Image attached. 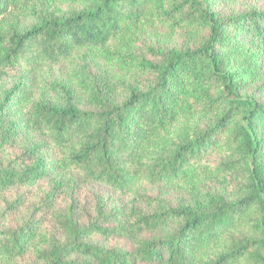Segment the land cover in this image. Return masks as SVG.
Returning a JSON list of instances; mask_svg holds the SVG:
<instances>
[{"label": "trees", "instance_id": "obj_1", "mask_svg": "<svg viewBox=\"0 0 264 264\" xmlns=\"http://www.w3.org/2000/svg\"><path fill=\"white\" fill-rule=\"evenodd\" d=\"M25 17L36 22L28 27ZM161 24L191 42L155 60L138 58L140 34ZM93 50L131 59L146 79L129 84L123 99L91 85L90 108L73 96L65 104L36 103L27 120L11 110L14 100L23 108L30 96L20 79L0 102V154L20 150L0 167V194L46 174L43 156L25 149L26 140L51 143L69 166L124 194H136L143 182H166L187 185L196 200L136 211L130 231L155 234L122 250L91 242L128 231L105 225L119 223L118 212L99 211L81 224L67 211L63 235L48 236L33 217L6 225L22 204L15 197L0 216V264H16L28 252L43 264H264V101L249 90L254 72L236 64L249 55L257 65L256 56H264V9L225 15L216 0H0V80L10 70L31 75L44 61ZM192 117L200 126L188 125Z\"/></svg>", "mask_w": 264, "mask_h": 264}, {"label": "rangeland", "instance_id": "obj_2", "mask_svg": "<svg viewBox=\"0 0 264 264\" xmlns=\"http://www.w3.org/2000/svg\"><path fill=\"white\" fill-rule=\"evenodd\" d=\"M216 2L217 8L225 15L251 8L264 9V0H216ZM67 6V3L64 4L65 8ZM35 22L34 18L25 17L26 26L29 27ZM190 42V36L179 30H173L169 25L161 24L158 27L146 29L140 34L135 53L140 59L155 60L159 55ZM247 46H250L249 43ZM248 57H243L236 64L244 65L248 72H254V79L249 90L260 101H264V56L258 58L256 56L257 65L251 64ZM146 77L145 73L136 70L131 59L124 63L115 55L93 50L76 54L72 59L59 64L44 61L31 75L10 70L0 80V102L4 99L5 92L22 79L29 87L30 96L23 108L18 107L14 100L11 110L15 118L27 120L35 111L33 108L36 103L65 104L68 96H73L72 101L77 106L90 108L88 88L91 85L98 84L105 87V90H114L116 96L123 99L125 88L129 84L143 81ZM30 78L32 81L28 80ZM187 122L190 126L201 124L200 119L196 117L187 118ZM33 133H35V137L32 134L33 138L43 141V134L36 131ZM22 144L25 149L37 148L38 154L43 156L46 174L32 186L22 185L0 194V216L6 201L13 200L15 197L21 198L22 201L18 212L8 215L5 220L6 225L9 226L33 217L37 220L41 233L61 237L63 231L60 223L67 211L73 212L74 217L81 224L93 221L98 217L99 211L102 214L118 212L119 223L109 220L105 225L108 227L126 225L128 231L124 234L114 231L106 237L104 235L94 236L91 242L107 248L132 250L137 246L139 238L155 234L148 230L142 233L130 231L136 211L151 212L162 207L192 206L196 200L194 194H197V191L191 192L187 185L166 182L156 185L143 182L138 184L136 194H124L114 190L108 184L90 180L79 168L69 166L65 160V153L51 143L35 147V144L25 140ZM19 152V149L15 151L11 148L0 154V167L7 164L8 160L13 159ZM35 161L36 158L27 160L26 165L31 166ZM223 187L219 186V188ZM144 195L154 200L153 205L144 198ZM2 225L0 217V227ZM16 261V264H43L31 252L23 254Z\"/></svg>", "mask_w": 264, "mask_h": 264}]
</instances>
